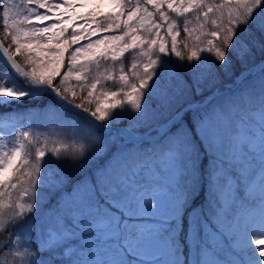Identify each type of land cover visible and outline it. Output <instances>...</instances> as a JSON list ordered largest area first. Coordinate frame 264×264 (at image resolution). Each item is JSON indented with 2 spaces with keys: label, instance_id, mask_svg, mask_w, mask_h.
I'll return each mask as SVG.
<instances>
[{
  "label": "snow or ice",
  "instance_id": "6c2138e0",
  "mask_svg": "<svg viewBox=\"0 0 264 264\" xmlns=\"http://www.w3.org/2000/svg\"><path fill=\"white\" fill-rule=\"evenodd\" d=\"M109 2L0 0V264H264V0Z\"/></svg>",
  "mask_w": 264,
  "mask_h": 264
},
{
  "label": "trees",
  "instance_id": "16d2710c",
  "mask_svg": "<svg viewBox=\"0 0 264 264\" xmlns=\"http://www.w3.org/2000/svg\"><path fill=\"white\" fill-rule=\"evenodd\" d=\"M120 11H121V9L118 10V12H120ZM105 14H115V13L106 12L103 15H105ZM103 15L95 16V18L99 19ZM181 28H182V24H181ZM2 31H3V27H2V25H0V32H2ZM117 34H119V33H117ZM184 39H185L184 33L181 31V35L178 37V40L179 41H183ZM49 47H51V45H49ZM74 47L75 46H73V48ZM180 47L182 48V45H180ZM71 51H72V49H69V53ZM69 53H65V62H67V56H68ZM133 55H135V53L134 52H130V53L126 54L125 58H123V66H124L125 71H128V68L130 67V57L133 56ZM184 63H187V61H185ZM108 67L109 68H114L115 71H116V74L117 75L119 74V67H120L119 63H117L116 65H111L110 64V65H108ZM173 67H175L176 71L179 72L181 75H183L185 77V79H187V73H185V71H184V69L182 67H180L178 64H175V62L173 63ZM62 71H63V69H62ZM101 71H103V68L101 69ZM233 79H234V77H233ZM189 83H191V82L189 81ZM228 87H229V81L227 80V78H223V83L220 85L221 91L222 92L225 91ZM113 90H115V89H113ZM185 95H186L185 104H187L189 101L194 103V102H198V101H200L202 99L201 96H197L195 94L194 90L189 94L187 92V89H185ZM0 111H3V110L0 109ZM11 116H12L11 113H9V115H0V140L6 141V142L10 141L11 138H12L11 137V128H10V125L9 126L1 125V121L3 119H6V120L10 121L11 120ZM160 122L163 123L162 120ZM124 123H127V120H122L118 124H124ZM154 124H155V122H153V126H154ZM147 130L148 129H145V128H141L140 129L141 132H145ZM153 135H155V133H153ZM54 138L55 139H61V140L63 139L62 136L61 137H54ZM67 142L70 143V141H67ZM145 146L147 147L148 145H145ZM3 238H6V237H0V239H3Z\"/></svg>",
  "mask_w": 264,
  "mask_h": 264
},
{
  "label": "rangeland",
  "instance_id": "374dc122",
  "mask_svg": "<svg viewBox=\"0 0 264 264\" xmlns=\"http://www.w3.org/2000/svg\"><path fill=\"white\" fill-rule=\"evenodd\" d=\"M68 2L80 5V7H75L71 9H60V11L66 12L67 16L72 17L69 23L73 26H75L76 24H83V20L81 19V17H88L89 14H91L92 17H95L101 16L106 12L117 13L119 10V8H117L114 4L110 3L109 0H68ZM91 24L92 20L91 18H89V25ZM61 26L66 27V25ZM1 125L9 126L10 123L7 120H2ZM126 125L127 123H124L121 126ZM140 133L143 134L144 132L140 131Z\"/></svg>",
  "mask_w": 264,
  "mask_h": 264
}]
</instances>
